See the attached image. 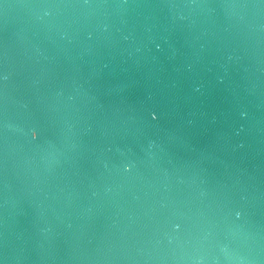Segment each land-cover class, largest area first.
<instances>
[{
  "label": "water",
  "instance_id": "1",
  "mask_svg": "<svg viewBox=\"0 0 264 264\" xmlns=\"http://www.w3.org/2000/svg\"><path fill=\"white\" fill-rule=\"evenodd\" d=\"M0 264H264V0H0Z\"/></svg>",
  "mask_w": 264,
  "mask_h": 264
}]
</instances>
